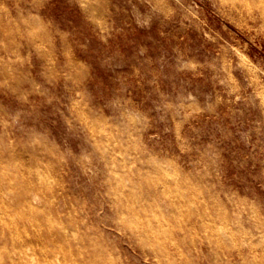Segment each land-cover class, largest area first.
<instances>
[{"label": "rangeland", "instance_id": "1", "mask_svg": "<svg viewBox=\"0 0 264 264\" xmlns=\"http://www.w3.org/2000/svg\"><path fill=\"white\" fill-rule=\"evenodd\" d=\"M39 263L264 264V0H0V264Z\"/></svg>", "mask_w": 264, "mask_h": 264}, {"label": "bare ground", "instance_id": "2", "mask_svg": "<svg viewBox=\"0 0 264 264\" xmlns=\"http://www.w3.org/2000/svg\"><path fill=\"white\" fill-rule=\"evenodd\" d=\"M239 9H240V8H239ZM16 153H17V152H16ZM23 155H24V154H23ZM16 156H17V155H16ZM18 156H19V154H18ZM17 158H18V157H17ZM27 160H28V159H27ZM41 160H42V159H41ZM35 161H36V160H35ZM37 162H38V161H37ZM39 163H40V162H39ZM26 164H27V163H26ZM41 165H42V164H41ZM44 174H45V173H44ZM48 174H49V173H48ZM42 175H43V174H42ZM147 175H148V174H147ZM163 177H164V175H163ZM47 178H48V177H47ZM146 178H147V177H146ZM177 178H178V177H177ZM62 180H63V178H62ZM178 180H180V179H178ZM58 182H59V181H58ZM167 182H168V181H167ZM167 182H166V183H167ZM55 183H56V182H55ZM60 184H61V183H60ZM56 185H57V184H56ZM35 187H36V186H35ZM62 187H63V186H62ZM117 187H118V186H117ZM117 187H116V188H117ZM169 187H170V185H169ZM22 188H23V187H22ZM25 188H26V187H25ZM43 188H44V187H43ZM171 188H172V187H171ZM171 188H170V189H171ZM196 188H197V187H196ZM114 190H115V189H114ZM168 190H169V189H168ZM11 191H12V190H11ZM45 191H46V190H45ZM67 191H68V189H67ZM121 191H122V189H121ZM170 191H171V190H170ZM37 192H38V191H37ZM50 192H51V191H50ZM176 192H177V191H176ZM39 193H40V191H39ZM168 193H169V192H168ZM174 193H175V192H174ZM69 194H70V192H69ZM175 194H176V193H175ZM178 195H179V194H178ZM180 195H181V194H180ZM21 196H22V195H21ZM176 196H177V194H176ZM181 196H182V195H181ZM137 198H138V197H137ZM137 198H136V199H137ZM144 198H145V197H144ZM27 200H28V199H27ZM27 200H26V201H27ZM68 200H69V199H68ZM26 201H25V202H26ZM26 203H27V202H26ZM73 203H74V202H73ZM27 204H28V203H27ZM174 204H175V203H174ZM3 217L5 218V216H3ZM12 218H13V217H12ZM14 218H15V217H14ZM183 218H184V217H183ZM189 219H190V218H189ZM10 221H11V220H10ZM189 221H190V220H189ZM24 223H25V222H24ZM11 225H12V224H11ZM169 226H170V225H169ZM189 233H190V232H189ZM19 235H20V234H19ZM15 237H16V235H15ZM16 238H17V237H16ZM153 239H154V238H153ZM12 245H13V244H12ZM46 249H47V248H46ZM6 250H7V249H6ZM27 250H28V249H27ZM12 251H13V250H12ZM68 252H69V251H68ZM71 252H72V251H71ZM15 253H16V252H15ZM24 253H25V252H24ZM16 254H17V253H16ZM63 254H64V253H63ZM54 256H55V255H54ZM30 258H31V257H30ZM54 259H55V258H54ZM37 261H39V260H37ZM58 261H59V260H58ZM16 262H18V261H16ZM44 262H46V261H44ZM44 262H43V263H44ZM53 262H54V261H53ZM97 262H98V261H97ZM177 262H178V261H177ZM21 263H22V262H21ZM39 264H41V263H39ZM57 264H58V263H57ZM59 264H60V263H59Z\"/></svg>", "mask_w": 264, "mask_h": 264}]
</instances>
